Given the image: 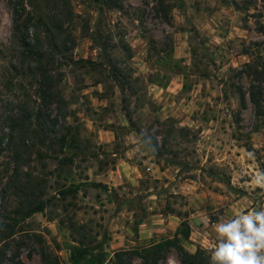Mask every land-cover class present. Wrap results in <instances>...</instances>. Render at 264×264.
<instances>
[{"label":"rangeland","instance_id":"obj_1","mask_svg":"<svg viewBox=\"0 0 264 264\" xmlns=\"http://www.w3.org/2000/svg\"><path fill=\"white\" fill-rule=\"evenodd\" d=\"M19 1L0 0L2 264H72L82 235L104 241V264H145L139 250L172 238L185 217L192 233L184 246L211 256L219 218L264 209V190L252 184L264 172V0H164L168 17L158 0H125L124 11L92 0H23L34 17L29 41L55 37L61 47L53 80L81 138L69 164L62 159L72 151L55 134L34 132V114L49 121L58 107L44 104L15 33ZM127 162L140 168L137 183L120 175L116 186L102 182ZM76 185L77 194L57 196ZM30 193L46 209L21 219L16 209ZM165 254L160 264H181L175 248Z\"/></svg>","mask_w":264,"mask_h":264},{"label":"trees","instance_id":"obj_2","mask_svg":"<svg viewBox=\"0 0 264 264\" xmlns=\"http://www.w3.org/2000/svg\"><path fill=\"white\" fill-rule=\"evenodd\" d=\"M57 1V0H50ZM94 3L100 4L101 6H105L108 9H117L120 11L125 10V0H92ZM159 6L165 17H168V12L165 8L164 0H158ZM19 5L21 8L19 10ZM103 8H101V11ZM34 17L30 12H26V7L23 3L18 2V5L15 8V13L13 17V27L15 33H21L23 35L21 39V46L24 47L27 54H29V58L32 59V63L29 66L33 70L34 76L40 77V92L41 96L44 100L45 105H50L52 103H56L58 107V112L56 117L50 119L49 121L44 118L41 111H37L33 118L35 123L38 125V129H35L34 132L36 134L40 133H53L56 136V144L60 146L61 150H69L72 151L71 156H66L62 159L63 164H69L74 162V156L78 155V150H80L81 138L78 131L74 130L73 125H71L67 119L70 115L68 108L66 106L65 98L63 97L61 91L58 90V86L53 80V67L57 61L55 57L58 53H61V47H59V43L55 37H52L50 42L47 45H33L29 41V33L31 23L33 22ZM47 34L49 33V28L46 27ZM51 31V30H50ZM98 33V31H97ZM38 42V41H37ZM40 46V47H38ZM70 62L76 64H92L93 61H88L85 59L74 60L70 59ZM118 70V69H117ZM255 71L260 74L258 69ZM253 101L260 105L259 97L255 96L256 92H254ZM242 103L245 104V96L241 94ZM51 114H49V117ZM27 120L31 118V115L26 116ZM60 120H64L61 124L62 130H57V126H59ZM24 122V121H23ZM51 122V123H50ZM25 124L23 123V126ZM18 126L21 127L22 123L19 122ZM24 128V127H22ZM43 142L45 139L42 140ZM16 180L17 177H16ZM15 180V182H16ZM20 180L17 182L19 183ZM92 186L95 187H103L107 189L108 186L101 182H93ZM80 190V185L69 186L67 189H63L58 193V197L64 199L68 194H77ZM33 193V192H32ZM30 193V194H32ZM25 194L23 199H21L20 205L16 209L17 215L21 219L28 218L37 212H43L46 209L47 203L42 200H38L35 198V195ZM133 202H130L132 204ZM180 216V215H179ZM140 223V222H139ZM73 226H76L73 224ZM84 225L77 227V230L84 229ZM9 234L5 236L4 239L12 236L13 229L8 231ZM79 232V231H78ZM192 233V227L187 217L183 218L180 225L176 229V232L172 238H165L159 241L157 244L150 245L139 250V254L144 259L145 264H160L161 260L165 258L166 250L169 248H175L180 257L181 264H210V256L207 255V251L202 247H197L195 252H190L184 246L185 242L190 241ZM85 234V233H83ZM86 235V234H85ZM76 244L71 247L70 259L72 264H104L107 260V252L103 249L104 241H98L94 239L89 242L87 236L82 235L81 238L76 240ZM95 242V243H94ZM2 254H4V250H2ZM118 256L124 254V251L117 252ZM3 259L0 258V264H2ZM57 264V263H56Z\"/></svg>","mask_w":264,"mask_h":264},{"label":"clouds","instance_id":"obj_3","mask_svg":"<svg viewBox=\"0 0 264 264\" xmlns=\"http://www.w3.org/2000/svg\"><path fill=\"white\" fill-rule=\"evenodd\" d=\"M252 184L264 190V172H257ZM213 229L216 244L210 264H264V209L241 210L228 220L221 217Z\"/></svg>","mask_w":264,"mask_h":264},{"label":"crops","instance_id":"obj_4","mask_svg":"<svg viewBox=\"0 0 264 264\" xmlns=\"http://www.w3.org/2000/svg\"><path fill=\"white\" fill-rule=\"evenodd\" d=\"M127 163H128V168L129 169H127V167L125 165L121 166V167H118L117 170L113 171V172H115L117 174L115 179H114V177H112V178L109 177V178L105 179L102 182H104L105 184H107L109 186L110 185L116 186L117 184H120L122 182V181H120V179L118 177V175H120V176H124L125 179L127 178V180H130V181L134 182V184L137 183L138 182V178L141 175L140 168L136 164H132L130 162H127ZM135 172H137V173L135 174ZM171 216H173V215H171ZM164 219H166V218H164ZM147 221H148V219L144 218L143 220L140 221L141 225L139 224L140 225L139 233L141 234L139 239H141V240L147 238V236L144 235V231H143V227H144V225L147 224Z\"/></svg>","mask_w":264,"mask_h":264}]
</instances>
